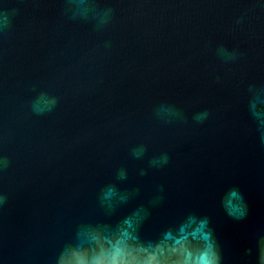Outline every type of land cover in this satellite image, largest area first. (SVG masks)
I'll return each mask as SVG.
<instances>
[{
	"label": "water",
	"instance_id": "1",
	"mask_svg": "<svg viewBox=\"0 0 264 264\" xmlns=\"http://www.w3.org/2000/svg\"><path fill=\"white\" fill-rule=\"evenodd\" d=\"M0 264H264V0H0Z\"/></svg>",
	"mask_w": 264,
	"mask_h": 264
}]
</instances>
